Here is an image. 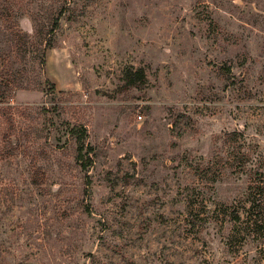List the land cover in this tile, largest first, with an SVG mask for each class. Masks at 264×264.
<instances>
[{
  "label": "rangeland",
  "instance_id": "obj_1",
  "mask_svg": "<svg viewBox=\"0 0 264 264\" xmlns=\"http://www.w3.org/2000/svg\"><path fill=\"white\" fill-rule=\"evenodd\" d=\"M0 6L1 80L56 87L0 103V264H264V0ZM63 7L42 71L13 53Z\"/></svg>",
  "mask_w": 264,
  "mask_h": 264
},
{
  "label": "trees",
  "instance_id": "obj_2",
  "mask_svg": "<svg viewBox=\"0 0 264 264\" xmlns=\"http://www.w3.org/2000/svg\"><path fill=\"white\" fill-rule=\"evenodd\" d=\"M4 6H0V9H4ZM65 7L60 8L56 14H54L51 18L49 29L47 30L46 34L42 36L41 34L37 32L35 29L34 34L30 35L27 32H22L21 30L17 29L15 27L12 32L9 33V36L15 37L13 39L14 44H12V47L15 48V52H13L15 55H25L24 52L25 46L27 44H32L36 46L38 44V47L36 49V54L34 59H38V65L40 66V70L42 71V68L45 64L46 59V53L48 50L53 48L52 44V36L54 32L59 28L60 25V19L65 11ZM4 11V10H3ZM15 40V41H14ZM24 48V52L22 49ZM40 71V72H41ZM37 78V82L35 84H31V82H26L25 80L21 78L13 81L12 83L7 81V78H4L1 80L0 78V103H5L10 97H12L13 94H15L19 90H37L44 92L48 96L55 95L56 87L55 85L47 78H45L43 75L39 74ZM143 78V72L141 70H137L136 72H131L128 70L125 73V84L128 87H134L135 83L137 81L141 80ZM69 134L72 138L75 139L76 143V162L80 166V168L84 171L88 170L92 164V153L93 149L85 144L86 139V130L82 127H73L69 130ZM264 177V176H263ZM250 203L251 206L254 208H258L259 205H256L259 200L264 201V181L260 184H256L255 186L251 187V192L249 194ZM263 210H264V204H263ZM262 212V211H261ZM259 212L257 215V218L250 219L251 224H253V229L260 234L264 235V212ZM261 213V214H260ZM239 220V219H238Z\"/></svg>",
  "mask_w": 264,
  "mask_h": 264
},
{
  "label": "built area",
  "instance_id": "obj_3",
  "mask_svg": "<svg viewBox=\"0 0 264 264\" xmlns=\"http://www.w3.org/2000/svg\"><path fill=\"white\" fill-rule=\"evenodd\" d=\"M141 117L139 116V119H140Z\"/></svg>",
  "mask_w": 264,
  "mask_h": 264
}]
</instances>
